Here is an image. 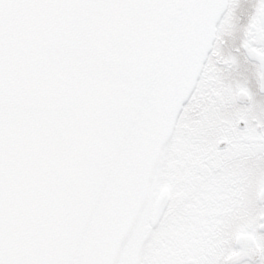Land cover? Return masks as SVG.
<instances>
[{"label":"snow or ice","instance_id":"obj_1","mask_svg":"<svg viewBox=\"0 0 264 264\" xmlns=\"http://www.w3.org/2000/svg\"><path fill=\"white\" fill-rule=\"evenodd\" d=\"M0 264H264V0H0Z\"/></svg>","mask_w":264,"mask_h":264}]
</instances>
